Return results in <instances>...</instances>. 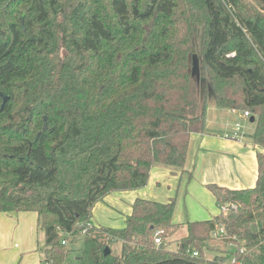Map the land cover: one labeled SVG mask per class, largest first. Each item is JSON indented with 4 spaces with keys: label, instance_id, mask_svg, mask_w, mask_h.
Segmentation results:
<instances>
[{
    "label": "trees",
    "instance_id": "trees-1",
    "mask_svg": "<svg viewBox=\"0 0 264 264\" xmlns=\"http://www.w3.org/2000/svg\"><path fill=\"white\" fill-rule=\"evenodd\" d=\"M253 1L0 0V212L37 213L43 262L61 264L66 238L83 235L80 264H264V0ZM210 104L255 117V186L208 185L227 212L188 224L176 250L172 200L138 198L121 230L94 226L108 194L144 188L155 166L183 169ZM219 224L243 253L203 257Z\"/></svg>",
    "mask_w": 264,
    "mask_h": 264
},
{
    "label": "crops",
    "instance_id": "crops-1",
    "mask_svg": "<svg viewBox=\"0 0 264 264\" xmlns=\"http://www.w3.org/2000/svg\"><path fill=\"white\" fill-rule=\"evenodd\" d=\"M251 117L254 116L243 117L241 110L208 105L204 131L190 135L183 169L153 167L144 188L123 192L129 197L126 215L131 213V204L138 198L162 203L165 198L171 199L170 189L180 183L184 185V194L196 199L198 209L211 220L218 214H214L217 203L208 185L230 190L254 187L258 147L251 138L255 126V117L253 123ZM238 121H242L243 129L236 133L234 126ZM106 199L110 200V194L103 200ZM190 223L178 224L172 220V224L181 225L183 236L187 235ZM39 227L36 212H0V264H42L44 236L42 231L40 235Z\"/></svg>",
    "mask_w": 264,
    "mask_h": 264
},
{
    "label": "rangeland",
    "instance_id": "rangeland-1",
    "mask_svg": "<svg viewBox=\"0 0 264 264\" xmlns=\"http://www.w3.org/2000/svg\"><path fill=\"white\" fill-rule=\"evenodd\" d=\"M183 2L185 0H182ZM246 6L257 10V4L253 0H241ZM32 5L30 9H32ZM22 14L25 15L23 12ZM21 14V16H22ZM200 44V39L195 41V45ZM196 54L199 57V52L197 50L190 53ZM188 54V58L190 56ZM199 61V60H198ZM9 100L10 96L4 94ZM7 102V101H6ZM5 102V103H6ZM3 103V98L1 99V105ZM45 117V116H44ZM45 119V118H44ZM242 122V121H241ZM241 122H237L240 125V131L243 129V124ZM44 127L47 125L46 120L43 122ZM47 127V126H46ZM169 197L171 199L165 198V202L170 200L174 201L175 203V211L172 216V220L174 223L178 224H185L186 222H204L209 220V215L203 214L197 206L196 199L192 197H187L184 193V185H174L173 188L170 189ZM109 195V194H108ZM129 197H127L126 193L123 192H112L110 193V200L106 199L103 202H98L92 209L91 213V222L98 227H102L104 229H111V230H121L125 226V219L128 215V205H129ZM164 202V203H165ZM132 205V204H131ZM111 207V208H110ZM113 208V210H112ZM215 215H220L221 211L219 207L216 205L214 209ZM223 214V212H222ZM225 214V213H224ZM181 228H176L173 231L166 241L169 242L170 246L169 249L176 250V246L174 245L175 242L181 237L182 230ZM194 230V229H193ZM197 232H201V229H196ZM39 233L41 235V228L39 227ZM68 249L70 250L69 254L65 258V260L61 264H80V258L82 257L81 249H82V242H83V235H77L76 237L68 236L66 238ZM205 247L202 249V255L206 259H211L215 255L226 252L229 256L231 252L236 250V243L233 242L231 246H228L227 243L221 241L219 239H215L212 236L209 237L206 241H204ZM241 245V243L239 244ZM43 247V244L41 245ZM41 248V247H40ZM113 253H118L119 251V244H114L110 246Z\"/></svg>",
    "mask_w": 264,
    "mask_h": 264
},
{
    "label": "built area",
    "instance_id": "built-area-1",
    "mask_svg": "<svg viewBox=\"0 0 264 264\" xmlns=\"http://www.w3.org/2000/svg\"><path fill=\"white\" fill-rule=\"evenodd\" d=\"M249 116H250V113L248 111H244L243 112V117L248 118ZM234 129H235V132L236 133L240 132V125L238 123H236L235 126H234ZM218 207H219V209H220L221 212H223V213H226L227 212L228 205H220ZM231 208L235 210L236 209V206L233 205V206H231ZM165 234H166L165 230L164 229H161V228L160 229H157L154 232V234H153V242H154V244L156 246H159V245L162 244V242H163V236ZM226 235L227 234H226V231L224 229V226L221 225V224L217 225L216 228H215V230L212 231V233H211V236L213 238L219 239L221 241L224 239V237H226ZM232 239L235 240V238H232ZM232 244H233L232 241L227 243L228 246H231ZM239 244H240V242H237L236 248H238L239 253H243L245 251V247H244V245L242 243H241V245H239ZM192 256L193 257H196L197 256V253L196 252H193L192 253ZM230 262H231V264H240L238 261H236L235 258H231ZM42 264H51V263H49V262H43Z\"/></svg>",
    "mask_w": 264,
    "mask_h": 264
},
{
    "label": "water",
    "instance_id": "water-1",
    "mask_svg": "<svg viewBox=\"0 0 264 264\" xmlns=\"http://www.w3.org/2000/svg\"><path fill=\"white\" fill-rule=\"evenodd\" d=\"M24 14H22L21 18L23 19ZM189 65L191 67V74L192 76H195L197 79H200V74H199V61H198V56L196 54H192L188 58ZM3 103L1 105V108L3 107L4 103L7 101V97L3 96ZM250 122H254V117H251ZM110 253V249L108 247H105L104 249V256H107Z\"/></svg>",
    "mask_w": 264,
    "mask_h": 264
}]
</instances>
